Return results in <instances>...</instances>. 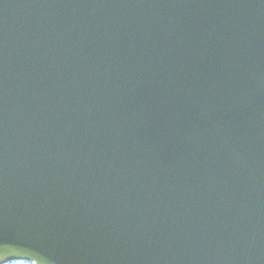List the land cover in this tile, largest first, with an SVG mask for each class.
<instances>
[{"label": "water", "instance_id": "water-1", "mask_svg": "<svg viewBox=\"0 0 264 264\" xmlns=\"http://www.w3.org/2000/svg\"><path fill=\"white\" fill-rule=\"evenodd\" d=\"M264 264V0H0V264Z\"/></svg>", "mask_w": 264, "mask_h": 264}, {"label": "trees", "instance_id": "trees-1", "mask_svg": "<svg viewBox=\"0 0 264 264\" xmlns=\"http://www.w3.org/2000/svg\"><path fill=\"white\" fill-rule=\"evenodd\" d=\"M19 264H29V263H19Z\"/></svg>", "mask_w": 264, "mask_h": 264}]
</instances>
